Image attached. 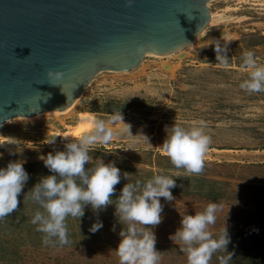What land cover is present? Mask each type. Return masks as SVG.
Returning a JSON list of instances; mask_svg holds the SVG:
<instances>
[{
	"label": "rangeland",
	"instance_id": "1",
	"mask_svg": "<svg viewBox=\"0 0 264 264\" xmlns=\"http://www.w3.org/2000/svg\"><path fill=\"white\" fill-rule=\"evenodd\" d=\"M209 8L223 18L209 22L193 43L167 57L147 53L132 71L99 72L70 112H44L3 123L0 167L23 161L29 179L18 195L17 209L0 218V264H119L115 250L124 225L114 215L116 199L129 179L145 181L154 174L176 180L171 189L175 200L160 198L162 222L146 226L155 233L159 264H187L181 242L170 236L180 227L182 215H194L213 202L218 210L209 231L215 237L226 224L231 236L229 264H264V92L249 93L239 87L249 72L241 66L245 51L252 50L258 63L264 64V0H211ZM223 32L234 39L228 45V67L217 63L209 45ZM119 109L136 136L120 131L123 122L110 123L112 140L92 146V160L85 165L87 169L101 158L121 169V180L111 196L113 204L98 215L86 206L80 219L69 216L70 243L44 245V234L31 223L39 205L27 194L42 176L51 174L41 157L64 150L71 139L63 136L72 126L84 124L87 112L107 121ZM200 121L212 142L203 171L193 174L176 168L162 144L166 127L177 122L191 128ZM140 133L147 134L152 145ZM54 137V143H47ZM97 219L103 227L91 232ZM222 255L227 253L213 254L210 264H220Z\"/></svg>",
	"mask_w": 264,
	"mask_h": 264
},
{
	"label": "clouds",
	"instance_id": "2",
	"mask_svg": "<svg viewBox=\"0 0 264 264\" xmlns=\"http://www.w3.org/2000/svg\"><path fill=\"white\" fill-rule=\"evenodd\" d=\"M233 40L224 32L220 39L210 40L209 45L213 46L217 63L224 67H228V45ZM241 66L249 69V72L248 78L239 87L249 93L264 92V64L258 63L252 50L243 53ZM47 75L52 84L63 78L60 70L49 69ZM117 122L125 125L120 130L122 133L136 136L131 132V125L124 121L121 110H114L107 121L96 118L92 121L90 131L79 138L67 140L64 150H56L41 157L51 174L42 176L27 194L39 205L31 223L36 225L37 231L44 234V245L55 243L63 246L70 243L66 224L69 216L80 219L85 214L86 206H90L93 213L98 215L109 204H113L111 196L116 191L114 186L121 180V169L114 161L105 163L101 158H97L87 169L85 165L92 160V146L97 142L107 144L112 140L114 133L108 125ZM165 131L166 138L162 147L171 163L188 173H201L205 155L212 142L211 136L205 131L204 122L200 121L198 126L191 128L182 127L175 122L171 127H166ZM137 135L151 144L147 134ZM55 137L47 143H54ZM129 175L124 173L126 178ZM28 179L29 173L24 168L23 161H10L6 167H0V218L17 209L18 195ZM174 187L176 180L166 174H154L145 181L137 179L132 182L129 179L122 187L116 199L114 213L124 225L118 233L120 240L115 250L119 264H159L161 252L156 249L155 233L146 226L162 222L164 206L160 198L175 200L171 191ZM217 210L218 204L213 202L194 215H182L180 227L170 236L174 242H181V251L186 253L187 264H210L213 254L220 250L227 253L218 257L220 264H229L231 261L232 253L227 251L231 236L226 224L215 237L209 231V226L216 222ZM102 227L103 221L97 219L89 230L96 232Z\"/></svg>",
	"mask_w": 264,
	"mask_h": 264
},
{
	"label": "water",
	"instance_id": "3",
	"mask_svg": "<svg viewBox=\"0 0 264 264\" xmlns=\"http://www.w3.org/2000/svg\"><path fill=\"white\" fill-rule=\"evenodd\" d=\"M211 0H0V131L5 121L72 105L101 71L191 43ZM63 78L49 81L47 71Z\"/></svg>",
	"mask_w": 264,
	"mask_h": 264
},
{
	"label": "bare ground",
	"instance_id": "4",
	"mask_svg": "<svg viewBox=\"0 0 264 264\" xmlns=\"http://www.w3.org/2000/svg\"><path fill=\"white\" fill-rule=\"evenodd\" d=\"M211 11V10H210ZM223 18L222 15H217L216 13H214L213 11H211V16H210V21L209 22H214V21H218V20H221ZM198 38V37H197ZM181 50V49H179ZM177 50V51H179ZM176 51L174 52H171V53H167V54H155V53H152V52H147L151 55H155V56H158V57H167V56H170L172 55L173 53H175ZM146 53V54H147ZM165 67L167 68H171V66L169 65V63H164ZM75 103V102H74ZM74 103L72 105H70L69 107H67L66 109H62V110H50V111H46V112H53V113H56V115H60V114H63V113H66L67 111H69L72 106L74 105ZM70 112V111H69ZM44 113V112H43ZM42 114V113H41ZM39 115V114H38ZM35 116V115H33ZM33 116H29V118H32ZM85 118H86V121L84 124H80V125H75V126H72L68 133H67V136L70 138V139H74V138H79L80 136H82L85 132L87 131H90L91 129V125H92V121L94 119H96L97 117L94 115V113L92 112H87V114L85 115ZM14 119V118H13ZM12 119V121H13ZM9 122V121H8ZM0 157H1V154H0Z\"/></svg>",
	"mask_w": 264,
	"mask_h": 264
}]
</instances>
